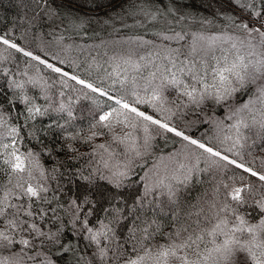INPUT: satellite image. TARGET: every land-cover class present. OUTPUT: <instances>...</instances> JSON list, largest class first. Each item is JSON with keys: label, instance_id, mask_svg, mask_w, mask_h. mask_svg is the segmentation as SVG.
<instances>
[{"label": "snow or ice", "instance_id": "6c2138e0", "mask_svg": "<svg viewBox=\"0 0 264 264\" xmlns=\"http://www.w3.org/2000/svg\"><path fill=\"white\" fill-rule=\"evenodd\" d=\"M15 7L62 51L93 24L149 28L113 58L119 96L0 32V264H264V0ZM158 138L181 146L158 154Z\"/></svg>", "mask_w": 264, "mask_h": 264}, {"label": "trees", "instance_id": "16d2710c", "mask_svg": "<svg viewBox=\"0 0 264 264\" xmlns=\"http://www.w3.org/2000/svg\"><path fill=\"white\" fill-rule=\"evenodd\" d=\"M16 0H0V32L9 31L15 29L11 32V35L18 40L26 48L33 50L36 54L43 55L44 52H51L59 54L60 58L66 62L62 67L69 71L70 73L80 75L82 78L90 79L95 81L97 84L110 82V79H107L108 73L112 72L116 61L113 59L118 56L120 51L114 49L111 51L112 55L103 54L102 50L98 49V45H104L105 43L113 42V39L122 38V37H135L137 35H144L146 30L149 28L148 25L145 27H122L121 22L118 20L115 23V28L119 31L114 30L113 26L110 25H91L86 34H74L72 32L65 33L64 44H71L73 47L70 50L62 51L58 47L54 40L55 37L47 35L52 30L47 26L43 28H38L34 31H28L25 34V29L14 24V21L17 19L19 9L15 7ZM123 23L127 25H134V20L132 18L126 19ZM146 38H152L151 31L147 32ZM52 41V43H49ZM3 46H0L2 50ZM43 49V51H41ZM19 55V54H16ZM112 56V57H111ZM35 64V62H32ZM21 66H23V58L21 59ZM46 77L56 78L55 74L50 73L46 69H42ZM70 84L74 82L69 81ZM110 89L114 90V93L110 91L112 95H123V90L119 85H109ZM79 87V86H77ZM65 91H68L67 89ZM72 95L71 92H69ZM106 98L100 97L97 102L104 103ZM107 104H112L111 101H107ZM90 107L91 102L89 100L81 99L78 108L80 107ZM220 107H216L215 115L219 114L221 111ZM177 123H181L177 121ZM189 134L194 135L196 138L211 136V129L208 125H195L192 128L188 129ZM157 143L160 146L159 152L167 154L169 152L177 151L180 148L179 138H175V142L169 140L166 144L163 139L157 140ZM207 185L197 186L193 190V197L198 196L204 191Z\"/></svg>", "mask_w": 264, "mask_h": 264}, {"label": "rangeland", "instance_id": "374dc122", "mask_svg": "<svg viewBox=\"0 0 264 264\" xmlns=\"http://www.w3.org/2000/svg\"><path fill=\"white\" fill-rule=\"evenodd\" d=\"M221 23H222V21H218L216 25L209 26L205 30L206 33L207 34H216V33H218L220 31V24ZM197 30H199V29H197V28H193L192 29V31H197ZM127 38H130V37L116 38V39H113V41H120V43H115V44L113 42H111V43H105L104 45H98L97 47H98V49L102 50L103 54H108V56L112 55V54H110V53H112L111 51H113L114 49H116V50L120 51V53H118L119 54L118 56L125 57L131 51V48L134 47L133 45H130L128 43H124V41ZM147 39H150V38H147ZM138 54L139 55H145L146 54V50H140ZM217 54H219V53H217ZM107 79H110L111 83L110 82H107L105 80V83L104 84L99 83L98 85H102L104 88L108 89L109 92L111 91L112 93H114V90L113 89H110L107 84L113 85L112 84V79H115V76H113L111 78H108L107 77ZM116 85H119V84H116ZM219 110L221 112L218 115L216 114V116L219 117V118H221V119H224L226 117V115H227V109L220 108ZM225 122L227 123L228 121H225ZM211 135H213V130L212 129H211Z\"/></svg>", "mask_w": 264, "mask_h": 264}]
</instances>
